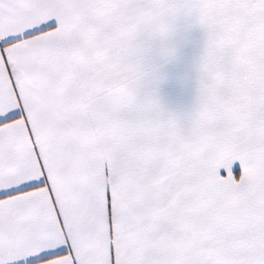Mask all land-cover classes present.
<instances>
[{
  "label": "snow or ice",
  "instance_id": "snow-or-ice-1",
  "mask_svg": "<svg viewBox=\"0 0 264 264\" xmlns=\"http://www.w3.org/2000/svg\"><path fill=\"white\" fill-rule=\"evenodd\" d=\"M0 264H264V0H0Z\"/></svg>",
  "mask_w": 264,
  "mask_h": 264
}]
</instances>
